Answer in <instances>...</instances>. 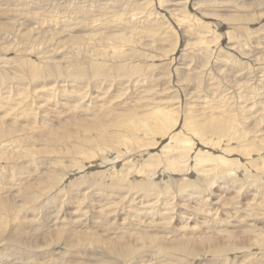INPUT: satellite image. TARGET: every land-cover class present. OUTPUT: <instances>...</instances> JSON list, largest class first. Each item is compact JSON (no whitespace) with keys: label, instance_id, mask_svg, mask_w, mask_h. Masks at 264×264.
Wrapping results in <instances>:
<instances>
[{"label":"rangeland","instance_id":"rangeland-1","mask_svg":"<svg viewBox=\"0 0 264 264\" xmlns=\"http://www.w3.org/2000/svg\"><path fill=\"white\" fill-rule=\"evenodd\" d=\"M31 1L32 0H0V9L5 7V5H8L9 3L13 8V12L17 11L18 3L20 4L19 9H31L33 6ZM101 1H105L106 4L104 2L102 3ZM101 1H97L94 3L93 0H48L47 3L44 4L43 0H40L38 1V3H41L39 8L40 10L36 9L34 10V12L38 10L41 13H25L23 17L18 16L17 18L14 14H12L13 12L10 14L0 13V35L3 29V22H6L10 18V20L12 21H18L16 27H19V25L26 26V24L31 27L32 31L35 33L34 37L27 42L30 45L28 46V49L34 51L38 48V50H41L42 55L44 56V58L41 57V59H44L46 63H50L51 60H54V58H56V60H65L66 58L70 59L67 64L60 66L58 71L77 64L81 61V59L73 60V57L82 58L85 55H79V53H85L87 54V60L89 61V64L87 62L85 64L87 69L86 74L90 73L86 77H91L94 80H100L109 79L111 76L118 75L120 73L124 74L125 76L121 77V80L130 79L128 82L129 84L127 83L128 86L130 85V88H127L125 91L127 93L124 92L121 94L120 92H118L119 89L113 92L114 88H111L110 90L111 96H114L113 94H116L118 92V96L115 99L118 104H131V99H134L136 94L139 93L143 96H148V98H150L151 100H154V105H156L163 113H171L177 118L178 127L177 125L170 127L169 131H167V133L165 134L157 133L155 136L154 145L159 143L160 140H162L163 145H165L169 141L168 136L179 131V127L183 123H185L184 130H182L180 134L181 138L187 141L184 144L188 147L190 145L188 144V142L195 141L194 145L197 148L203 147L200 143L197 142V138L200 137L196 130H194L189 125L188 119L186 118V113H194L198 115L199 118H203L206 122L208 121L207 124H211V126L216 125V122H221L226 126H230L228 125L230 124V117H234L235 123L236 121H239L237 129H235L238 131L237 134L245 136L244 139L242 138V140L239 142H248L252 144H250L248 146L249 148H247L246 150L239 149L237 151H234V154L232 153L230 155L231 158L233 156V159H235L234 169L231 171L228 170L229 166L227 168H220L217 164H214L211 161V163L217 167L216 170H214V168H212V165H207L206 163H204V167H207L204 171L208 172V174L206 172L200 173L201 178H203L202 181L198 182L200 183V188L197 191V188L195 189V187L198 185H196L195 183L193 185H188V183L185 181L181 182V184L179 181L178 184H170L168 181L169 179L176 177L178 179L181 174L178 176V174L180 173L179 171L171 172L170 170L168 171L165 168V159L163 161L161 157L164 158L165 155L169 153V151H167L168 148L164 150L163 145H160L161 147L156 148L153 144L149 145V141H145L142 146L136 150L134 155L136 156L139 153L145 151L144 149H146V151H151V154L154 155V158L152 157L151 159L149 156H144V159L142 160L141 158L137 157L140 160L134 159L129 162V164L132 165L129 166V168H131L130 171H133L135 173L140 171V175L145 173L146 176L143 175V178L140 179H146V181L151 182L156 181V188H160L163 185L162 188L165 187L168 188V190H171L173 194L171 193L170 198L173 199V201L169 198L167 200H164L165 202H161V199H166L163 193L156 194V198L155 196H151V198L149 197V200H147L148 196H143L144 192L142 193V191H140L139 193L137 192L138 194L133 193V197L138 195L139 198H136L135 201L132 202L133 197H131L129 194H126L123 190V192L126 194H124L125 201L120 202L119 200L121 197H119L115 202L110 203L111 205L107 209L105 208L106 203L104 201L99 202V200L91 204H83L82 207L78 208L79 199L83 198V200L87 201V197L83 196L85 193L81 186L77 191V195L79 196L78 199L71 198L69 200V196L66 195L67 193H63V198L61 197V200L59 201L54 198L55 195L53 193L49 195L42 194L41 196H39V199L36 200L37 202L32 201V205H34V209L32 211L27 212L29 206L10 210V222H8L6 234L10 233L11 235L22 237V242L25 243L29 242L24 240V235H27L29 237L34 236V238L45 235L55 236L57 235L58 231H60L64 236L63 239H72L77 235L99 236V238H101L100 240L91 239V242H89L88 244L85 243L84 246L78 245L79 247L88 246L87 248L89 249L90 253L89 255H85L84 260L79 259V255L68 253L67 250H74L73 247H66L67 250H65V254L63 255V258L65 257L64 260H68L70 263H72L73 258H78L76 261L78 264H81L84 261V264H88V262H86L88 258L94 260L95 264H105L107 261L106 258L108 256H112L114 253L121 254L123 252L124 244L122 243H127V241L134 242V240H136L137 237L141 234L144 235L152 233V235L154 236H156V234H162L160 236L163 237L162 241L165 240V242L172 243L175 241L173 238H175L177 235H185V233L189 231L193 232H189L192 233V236L196 235L200 238L206 236L208 238H219L218 235H220V237H224L227 232H234L237 244L245 245L246 243L245 248H248L247 244L252 243V240L254 239L260 238V240H264V118H260L257 110V105L261 106L260 103L262 101L264 102V0H196L195 4L201 5V9H204V11L196 13L191 9L189 3H187V8L190 10V13L175 12L152 14L136 13L139 11L130 10L128 4L123 2V0H107L109 2H106V0ZM184 1L185 0H183V2ZM176 2H179V0H171V3ZM258 2H261L262 4H258ZM94 4H96V6H104L108 9V13H79V6L85 7L87 9H92L94 8ZM43 5L44 7H42ZM246 11H250L251 13H244ZM17 13L20 12L17 11ZM156 15L162 16H159L157 18L165 22L164 30L165 32H169L171 35L165 34L167 40H163L160 38L155 39L158 36V32H155L153 36L149 37L134 35V38L138 39V43L135 41V47L133 46V50L135 51H131L128 49L127 44L130 40L128 39L129 37H123L125 41L120 44V47L117 49H111L107 47L106 44L104 42H100V40L97 41L88 38L87 33H81L84 34L82 40L84 44H82L83 46L81 49H76L77 47L72 46L70 40H68L70 35L78 34V31H74L77 27L79 28V30H83L85 28L98 30L100 28L102 31V36L108 38L111 34L110 32H108L109 28L105 26V23H107L111 19L119 20L133 18L139 25V22L144 19H157ZM204 15H207L208 17H205ZM14 18L15 20H13ZM73 18H77L75 27L73 26ZM203 21L208 22V28L206 27L204 30L197 31L199 23ZM22 26L21 29L25 27ZM18 30L15 31L16 34L14 33L13 41L6 43L9 45H7L9 49H23L25 47L23 42H20L19 38L21 37ZM128 33L131 34V32ZM51 35L55 36L54 39H50ZM129 36L133 37L132 34ZM206 36H208V46H206L204 42V38ZM200 46L206 47V50L201 52L198 48L194 51L195 56L192 54L193 52L188 53L190 52L189 49ZM51 47L54 48L52 49ZM184 48H188V50H185ZM54 52H57V54ZM209 55L211 56V58L210 63H208L207 65L205 64V59ZM34 57L35 56H32L31 58ZM116 60L120 61L118 63L119 69L113 68V66L115 65H113L112 63H114V61ZM101 61L103 62L101 63ZM13 63L15 64L16 61L13 60ZM148 65H152L154 67V69L150 68L151 72L149 74H152L153 76L148 75V77H146L142 73V70H144L143 66ZM88 68H90V71H88ZM97 68L99 69L98 71ZM139 81L143 82V84L145 81V85H141ZM20 92L18 93L20 95L19 99H22L26 94L25 92ZM93 94V91H89V97ZM59 96L60 95H57L56 97L60 99ZM44 98L46 100H43ZM47 99L48 94L44 95L43 97H39L38 102L40 103L39 105L44 108L42 109L45 110L44 116L48 117V123L54 121L53 123L55 124V126H59V124H64L67 120H69V118H72L73 120L86 118V115L79 111H76L77 113H75V109L72 107H63L65 104L64 101L66 100H62V97L60 99V103H62L63 106L59 103L57 104V106L55 101L53 104L50 103L51 105L47 104L49 103ZM89 104H93L92 99H89ZM47 107H49L50 110ZM55 107L56 109H53ZM59 108L60 110H57ZM153 110L155 109L149 108L147 112L150 113ZM107 112L113 111L108 110ZM20 114L21 112L16 115L18 116ZM10 115H13V113H11ZM42 118L43 117L39 118V121ZM184 120L186 121L184 122ZM193 124L197 128L203 127L197 120H195ZM5 125L13 126L15 128L19 127V124L14 123H6ZM41 126H38V121L33 125L34 128H40ZM37 130L39 131V129ZM24 133L25 132L18 131L14 134L26 136L27 133ZM29 136H32L31 139H34L33 141L35 142V144L37 145L39 143L40 146H36L35 144L30 145V143L29 145H26L25 143L28 142L27 139L25 140L26 142L24 141L25 143L20 144V146H18L17 143L13 144L16 146L11 145L12 147L5 145L1 151L3 153L1 154L0 152V175L2 172L1 176H3H0V201L4 200V197H15L16 194H20L19 190H21L20 188L22 186L25 187L27 186L26 183H31L30 181L35 178V170L33 166H39V170H42L45 176L51 169V166L55 160L54 158H46V156L43 155V158H40L39 160L34 162L27 159L25 160L23 158L25 157L24 155L30 151V146L33 147L32 149H37V151L43 150L44 152L42 153H47L45 151V142L47 140H37L33 135L29 134ZM176 139L177 141L174 143L180 144L181 139ZM222 139L223 137H211L210 135L205 139V141L209 145H221L223 143ZM30 141L33 142L32 140ZM234 141L231 142L230 145L238 146L239 142ZM23 145L25 146V149ZM170 146L174 147L176 146V144L172 143L170 144ZM26 147H29V149ZM18 148L19 150L14 151ZM19 152L21 153V155ZM123 152L121 153L120 150H113L108 147L107 152L103 150L101 153L96 155L95 159L104 162L107 161L112 166L111 162L113 158H119L120 154L124 156L125 152ZM212 152L213 150H209L208 155L210 156ZM214 152L215 154L217 153L216 151ZM252 152L254 154H252L253 156L251 157L250 153ZM107 154H110V156H108ZM103 155H105L106 159H104L103 157L101 158V156ZM13 156L14 159L11 160ZM21 159L23 160V162ZM156 160H158L159 162V164H157L158 167L156 165H153L152 162ZM62 161L63 159L59 158L58 164L63 165ZM149 161H151L152 165H150L151 163ZM10 162L25 164L26 167L33 169L32 175H28V173L21 174L19 172H15L16 168L12 167L10 165ZM160 162H162V166L160 165ZM65 163L67 164L66 160ZM119 163L121 164V162H117V164L113 166L116 168H120L121 166H119ZM184 163L188 166L194 165V162L189 163L184 161ZM84 164L86 165L87 163L85 162ZM89 165L93 166L94 164H91L89 162L88 165H86V168L90 167ZM152 167L157 168L154 171ZM210 167L212 168V170L210 169ZM146 170L152 171L154 174H149L148 172H146ZM158 170H164V174L159 175ZM256 170H258V172ZM77 171H79V169H77L71 175L72 179L75 178L73 180L76 181L79 179L81 180L87 178L89 176V173L93 172L89 169H84L82 173H78ZM123 172L126 173L124 168ZM192 174L193 173H190V175ZM38 175L39 174H37V176ZM132 175L134 176V173L130 174L131 178L129 180L132 179L133 181L134 178ZM211 175L215 176L214 182L212 184H210ZM192 176H190V178H193V180L195 181L197 178L196 174H193ZM135 179H138L137 181H139V177H136ZM163 179L165 182L163 181ZM10 180L13 182H10ZM198 180L199 179L197 178V181ZM234 180L239 186L235 187L231 185ZM158 182L162 185L158 186ZM202 189L203 191L201 192ZM136 190H138L137 187L133 188V191ZM144 197L146 198V200L144 199ZM201 197L207 198L203 202H208V198L211 197H213V201H215L217 198H221L219 200V203L221 204V202L223 201L221 204V207L223 206V208L218 209V212H216V210L213 211V209L219 207L218 205L215 206L211 203H207L208 208L204 206V204L198 207V203L196 201H200L202 199ZM233 197L235 198L233 199ZM225 198L227 199V201L225 200ZM230 199L235 201L230 202ZM68 200L70 202H67ZM154 200L157 201L155 202ZM153 201L155 202V204ZM144 202L147 204H145ZM52 203L54 204L52 205ZM128 203H131L132 205ZM166 203L167 205L165 206ZM175 204L177 206L180 205L179 208L181 210L176 209L174 211L173 207L175 206ZM138 206H141L143 208H140L139 210ZM211 206H213L212 210ZM160 207L163 209L161 210ZM169 207H172L170 211ZM136 208L139 211H137ZM155 208L157 209V211H155ZM151 209H153V211ZM168 211L170 212L171 217L170 220L167 221L168 224L163 225L162 232L158 225L162 221H166V219H163V217L167 215ZM178 212L180 213L181 218L180 215H178ZM141 213L143 215H141ZM144 213H146L147 215H144ZM83 214L86 215V219ZM229 215H231V217ZM58 216H61V220H63V222L60 220L61 223L60 221L54 223L56 217ZM108 216L110 217L109 221ZM80 217H82L81 220H83L84 218L83 222L87 225H80ZM254 217L258 218V220H254ZM146 218L149 220H147ZM237 218L238 221L236 220ZM253 221L255 222L252 223ZM92 223H94V225ZM99 223H102L103 225ZM209 224L212 228L208 226ZM249 224L250 226L251 224H257L259 227L256 225L255 230L251 229V231L249 232ZM213 225H215L216 227L218 226L219 228H215V226ZM94 226H98L99 229L96 230ZM18 227H22L24 229V233L21 232ZM201 228L204 229L205 232ZM171 230L174 231L170 234ZM197 230L199 231L198 233ZM201 230L203 232H201ZM214 235L217 236L215 237ZM169 238L171 239L168 240ZM224 241L226 240L224 239ZM113 243H117L116 250H113ZM41 247L45 249L48 248V246L45 245ZM254 249H256V247ZM256 250L252 249L253 252ZM81 251L82 249L78 250L79 253H81ZM258 251L259 249L257 250V252ZM203 255L205 254L197 253L191 255L190 258L186 260L188 262H191L194 259H198L200 261V264H217V260L219 257L215 256L213 252H211V254H208L210 261L202 259L201 257ZM162 256L163 254H158V252L154 251L149 253L147 257H144V259L151 258V260L160 261V257ZM123 259V256H117V260H121V263L124 262ZM136 260V258L129 257L126 264H134ZM226 264L232 263L227 262Z\"/></svg>","mask_w":264,"mask_h":264},{"label":"bare ground","instance_id":"bare-ground-1","mask_svg":"<svg viewBox=\"0 0 264 264\" xmlns=\"http://www.w3.org/2000/svg\"><path fill=\"white\" fill-rule=\"evenodd\" d=\"M38 1L40 0H32L31 2L33 6L31 9H27V10H24L23 8L19 9L20 4L18 3L17 11L20 13H17V11L16 12L14 11L15 12L14 13L13 8L11 4L9 3L8 5H5V7L0 9V13L10 14L13 12L12 14H14L16 18L18 16L23 17L25 13H41L40 11H38L40 10L39 8L41 5V3H38ZM47 1L48 0H43V3L46 4ZM97 1H101V0H93L94 3ZM195 1L196 0H185L183 2V0H179V2L171 3V0H123V2L128 4V7L130 10L139 11L136 13H151V14L152 13H175V12L190 13V10L187 8V3H189V6L191 7V9L194 10L196 13H200L201 11H204V9H201V5L195 4ZM103 2L105 3V1ZM106 2H109V1L106 0ZM258 4H262V3L258 2ZM42 7H44V5ZM36 9L38 10L34 12V10ZM78 11L79 13H108L107 8H105L104 6L101 7L99 5L96 6V4H94V8L92 9H87L85 7L79 6ZM244 13H251V12L246 11ZM159 16L162 17L161 15ZM159 16L156 15V18ZM204 16L208 17L207 15H204ZM150 19L151 20L144 19L140 21L139 25L133 18L119 19V20L111 19L107 23H105V26L109 28L108 32H110L111 34L108 38H105L102 36V31L100 28L98 30L88 29V28L79 30V28L77 27L74 31H78V34L70 35L68 40H70V43L72 46L77 47L76 49H81L83 46L82 44H84L82 41L84 34H81V33H87L88 38H91L92 40H97V41L100 40V42H104L107 47L111 49H117L120 47L119 45L125 41L123 37H129L128 39L130 40H129V43L127 44L128 49L131 51H135L133 50V46L135 47V43L136 42L138 43L137 41L138 39H135L134 35H142L144 37H149V36H153L155 32H158V36L155 39L160 38L163 40H167L165 34L166 35L170 34L169 32H165L164 30L165 22L163 20H160L159 18L157 19L150 18ZM13 20H15V18ZM17 22L18 21L10 20V18L6 22H3L2 24L3 29L0 35V152L2 151L5 145L12 147V146H16L13 144L17 143V145L20 146V144L25 143L26 142L25 140L27 139H28L27 140L28 142L25 143L26 145H29V143L30 145H34L35 144V142L33 141L34 139H31L32 136L30 137L29 136L30 134V135H33L37 140L39 139L47 140L45 142V145H46L45 151L47 153H42L44 152L43 150L37 151V149H32L33 147L30 146L31 147L30 151L27 152L24 155L25 157L23 158L25 160L27 159V160H31L32 162H34V161L39 160L40 158H43V155H45L46 158H54L55 160L51 166L49 173L46 176L44 175V172L42 170H39V166H33L35 170V178L32 181H30L31 183L28 182L26 183L27 186L25 187L22 186L20 188L21 190H19L20 194H16L15 197L13 198L4 197V200L0 201V264H62V263L78 264L76 262L78 258H73L72 263H70L68 260H64L65 257L63 258V255L65 254V250H67L66 247L67 246L73 247L74 250H67L68 253L79 255L80 256L79 259L84 260L85 255H89L90 251L87 248L88 246L79 247L78 245L84 246L85 243L88 244L89 242H91V239L100 240L101 238H99V236L77 235L72 239H63L64 236L62 235L60 231H58L57 235L55 236L45 235V236L34 238V236L29 237L27 235H24V240L29 242V243H25V242H22L23 240L22 237L14 236V235H11L10 233L6 234L8 222H10L9 211L12 209L22 208L26 206L30 207V208L28 207L27 212L32 211L34 209L33 208L34 205H32V201L38 200L39 196H41L42 194L49 195L53 193L55 195L54 198H56L59 201L61 200L60 199L61 197L63 198L62 196L63 193H67L66 195L69 196L68 197L69 200L71 198L78 199L79 196L77 195V191L79 190V187L81 186H82L81 188H83L84 193H85L83 196L87 197V201L83 200V198L79 199L78 208L82 207L83 204L87 205V204H91L99 200V202L104 201L106 203L105 208L107 209L111 205L110 203L115 202L119 197H121L119 201L124 202L126 194H129L131 197H133V193L134 194L137 192L139 193L140 191H142V193L144 192L143 196L144 195L148 196L147 200H149V197L151 198V196H155L156 198V194L158 193H163L164 197L166 198L164 199L162 196L163 200L161 199V202L169 199L172 193L171 190H168V188H165V187L162 188L163 185L160 184L159 182L157 185L158 186L162 185V186L160 188L157 186L158 188H156V184H155L156 181L151 182V181H146V179L144 180L140 179V178H143V175H145V173L140 175V171H138L137 173L130 171L131 168H129V166H132V165H130L129 162H131L134 159H139V158L143 160L144 156H149L152 159L154 155L151 154V151L150 152L146 151V149H144L145 151L139 153L136 156L134 154L136 150L140 148L145 141H149V145H152V144L154 145L155 144L154 140H155V136L157 133L165 134L167 133V131H169L170 127H173L174 125H177L178 127L177 118L171 113L170 114L163 113L162 111H160V109L156 105H154L155 103L154 100H151L150 98H148V96H143L142 94H139V93L136 94L134 99H131V104H125V103L118 104L115 101V99L118 96L117 93L120 92L122 94L126 91L127 88H130V85L129 86L127 85L130 79L121 80V77L125 76L124 74H121V73L118 75L111 76L109 79L94 80L91 77H86L90 73L86 74L87 69H86L85 64L86 62L89 64V61L87 60V54L85 53H79V55H82V54L85 55L82 58L73 57V60L81 59L80 62H78L77 64L71 67H68L66 69H61L60 71H58L59 67L67 64L70 61V59L66 58L65 60H56V58H54V60L53 61L51 60L50 63L49 62L46 63L44 59H41V57L44 58L41 50H38V48L35 49L34 51L28 49V46L30 45L27 42L34 37L35 32L32 31L31 27H29L28 24H26V26L23 25L25 26L23 29H21L22 25H19V27H16ZM76 23H77V18H73L74 27ZM69 27H70V24H69ZM206 27L208 28L207 21L200 22L197 31L204 30ZM16 30L20 32V37H21L19 38L20 42H23L25 46L23 49H12V48L9 49L8 48L9 45L6 44L10 41H13V36H14V33L16 34L15 32ZM128 32H131L133 37L129 36L131 34H129ZM54 37H55L54 35H51L50 39H54ZM207 37L208 36L204 38V42L206 46H208ZM73 44H76V45H73ZM54 47H51V48L53 49ZM198 48L200 49L201 52L206 50V47L200 46V47H194V48L189 49L190 52L188 53L193 52L192 54L195 56L194 51L197 50ZM184 49L188 50V48H184ZM57 52H54V53L57 54ZM24 56H27V57H24ZM32 56H35L36 58L35 57L31 58ZM210 58H211L210 55L207 56V58L205 59L206 60L205 64L208 65V63H210ZM13 60L16 61L15 64L13 63ZM102 62L103 61H101V63ZM119 62H120L119 60H116L114 61V63H112L113 65H115L113 66L114 69H119V66H118ZM150 68L154 69L152 65L143 66L144 70H142V73L146 77H148V75L151 72ZM98 70L99 69L97 68V71ZM88 71H90V68H88ZM145 81H144V84L141 81L139 82L141 85L142 84L145 85ZM111 88H114L113 92H115L118 89L119 91L116 94H113L114 96H111V93H110ZM20 91L25 92L26 94L23 96L22 99L20 98L21 100L19 99L20 95L18 94ZM89 91L94 92V94L90 97H89ZM47 94H48L47 101L49 102L47 104H50V103L53 104L54 101L56 102V105L58 103L62 104L60 103V99L62 97V100H66L64 101L65 102L64 106L62 104L63 107H66V106L72 107L75 109V113L79 111L85 114L86 118L79 119V120H73L72 118H69V120H67L65 123L63 122L64 124H59V126H55V124L53 123L54 121L48 123V117L44 116L45 110H43L44 108L41 107L39 105L40 103L38 102L39 97H43L44 95H47ZM57 95H60L59 96L60 99L56 97ZM45 98L43 100H46ZM89 99H92L93 104H89ZM260 105L261 106L257 105L258 115L260 116V118H264V102L262 101ZM60 108L57 110H60ZM149 108H152L155 110L149 113L147 112ZM53 109H56V107ZM108 110H111L113 112H107ZM19 112H21V114L17 116L16 114H19ZM11 113H13V115H10ZM41 117L43 118L39 121V118ZM186 118L188 119L189 125L194 130H196V132L198 133L200 138H197L198 140L197 142L200 143L203 147L197 148L194 145L195 141L188 142V144H190L188 147L187 145L184 144L187 141L183 140L180 134L182 130H184L185 123H183L179 127L180 128L179 131L168 136L169 141L166 144L164 143L165 145H163L162 140H160L162 144L159 141V143L154 145V147L158 148L163 145L164 150L168 148L167 151H169V153L165 155L164 158L161 157L163 161L165 159V164H164L165 168L168 171L170 170L171 172L179 171L180 173L178 174V176L180 174L182 175V176L180 175L178 179L177 177L169 179L168 180L169 183L178 184L179 181H180V184L181 182H184V181L187 182L188 185L189 184L193 185L195 183L196 185H198L195 187V189L197 188L196 190L198 191V189L200 188L199 187L200 183L198 182L202 181V178H203V177L201 178L200 173L206 172L204 170H206L207 168V167L206 168L204 167V163H206L207 165H212L213 166L212 168H214V170H216L217 168L214 164H217L220 168H227L229 166L228 170L231 171L234 169L235 159H233V156L231 158L230 155L234 151H237L239 149L246 150L247 148H249L248 146L252 143H248V142L240 143L239 142L242 140V138L244 139L245 136L237 134L238 131L235 129H237L239 121H236L235 123L234 117H230V120H229L230 124L228 125H230L231 127L226 126L224 123H221V122H216V125L211 126V124H207L208 121L206 122L203 118H199V116L194 113H189V114L186 113ZM195 120L199 121L203 127L197 128L193 124ZM37 121H38V126H41V125L43 126H41L40 128H34L33 125ZM185 121L186 120H184V122ZM6 123L19 124V127L15 128L13 126H6L5 125ZM37 129H39V131ZM18 131L25 132L27 133V135L23 136V135L14 134L15 132H18ZM210 135L211 137L213 136L223 137L222 139L223 143L221 145H213V144L209 145L205 141V139L209 137ZM20 137H24V138H20ZM176 138L181 139L180 144L174 143L177 141ZM30 140H32L33 142H31ZM234 140L239 142L238 146L230 145V143L233 142ZM172 143L176 144V146L174 147L170 146V144ZM37 145H39V143ZM262 145H263V141H262ZM25 146H24V149H25ZM108 147L113 150H118V151L120 150L121 153L123 151L125 152V153L123 152L124 156L120 154L119 158H115V157L113 158L111 162L112 166L107 161L104 162V161L95 159L96 155L101 153L103 150L107 152ZM19 148L15 149L14 151L19 150ZM26 148L29 149V147H26ZM209 150H213L210 156L208 155ZM4 151H5V148H4ZM214 151H216L217 153L215 154ZM2 153L3 152H1V154ZM252 154L254 153L253 152L250 153L251 157L253 156ZM107 155L110 156V154H107ZM102 157L106 159L105 155L101 156V158ZM59 158L63 159L62 161L63 165L58 164ZM13 159H14V156L11 160ZM65 160L67 161V164L65 163ZM184 161L189 162V163L194 162L195 166L194 165L188 166L184 163ZM211 161L214 164H212ZM85 162L87 163L86 165H88L89 162L94 165L93 166L89 165L90 167L86 168V165L84 164ZM117 162H121V164L119 163L120 164L119 166H121L120 168L119 167L116 168L113 166L117 164ZM149 162L151 163V161ZM152 162H153V165H156V166L157 164H159L158 160L152 161ZM17 163L10 162V165L16 168L17 171L15 170V172H19L21 174L28 173V175H32L33 169L26 167L25 164H17ZM161 163L162 162H160V165ZM150 165H152V163ZM61 167H65V168H61ZM157 167L155 168L152 167V168L155 171ZM123 168L125 169L126 173L123 172ZM212 168L210 167L211 170ZM77 169H79V171H77L78 173H82L84 169H89L90 171H93V172H90L87 178H84L81 180L79 179L80 181L77 180L78 181L77 182L76 180H73L75 178L72 179L71 177L72 173L75 172ZM163 171L164 170L162 171L160 170L159 175L164 174ZM256 171L258 172V170ZM146 172H148L149 174H154L152 171L146 170ZM132 173H134V176L132 175L134 178L133 181L132 179L129 180L131 178L130 174ZM190 173L196 174V177L199 180L197 181V178H196V180L194 181L193 178H190V176L193 175V174L190 175ZM206 173L208 174V172ZM37 174L39 175L37 176ZM1 175H2V172H1ZM136 177L137 178L139 177V181H137L138 179H135ZM214 177H215L214 175H211L210 184L214 182ZM134 181H137V182H134ZM10 182H13V181L10 180ZM232 183L231 185L235 187L239 186L235 180ZM136 187L138 188V190L133 191V188H136ZM123 190L126 194L123 192ZM202 191L203 189L201 190V192ZM134 197L132 198V202H134L136 198H139L138 195ZM235 197H233V199ZM144 199L146 200L145 197ZM206 199L207 198H202L200 201L197 199L199 201V202L196 201L198 203V207L204 204V206L208 208L207 203L208 204L211 203L212 205H215V206L218 205L219 207V208L214 207L215 209H213V206H211V210L213 209V211L216 210V212H218V209L223 208V206L221 207V204L223 201L221 202V204L219 203V200L221 198H217L215 201H213V197H211V198H208V202H203ZM69 200L67 202H70ZM171 200L173 201V199ZM225 200L227 201L226 198ZM233 201L235 200L230 199V202H233ZM53 204L54 203H52V205ZM128 204H131V203H128ZM166 205L167 203L165 204V206ZM179 206L175 204V206L173 207V210L174 211L176 209L181 210ZM138 207H139V210L140 208H143L141 206H138ZM224 208H227V207H224ZM162 209L163 208H161V210ZM171 209L172 207H169V211ZM151 210L153 211V209ZM155 211H157V209ZM169 211L167 215L163 217V219H166V221L164 222L162 221L158 225L161 231H162L163 225L168 224L167 221L170 220L171 216H170ZM131 212H134V211H131ZM141 215L143 214L141 213ZM144 215H147V214L144 213ZM178 215H180L179 212H178ZM83 216L85 217V219L87 218L86 215L83 214ZM229 216L231 217V215ZM81 218L82 217L79 218L81 221L80 225L81 226L87 225L83 222L84 218L83 220H81ZM180 218H181V215H180ZM109 219L110 217L108 218V221ZM60 220H61V216H58L56 217V220L54 223H57ZM141 220H142V216H141ZM236 220L238 221V218ZM254 220H258V218L254 217ZM61 221L63 222V220ZM254 222L255 221H253L252 223ZM103 223H106V222H103ZM92 224L94 225V223ZM99 224H102V223H99ZM256 225L251 224L250 226L249 224L250 227L248 231L250 232L251 229L255 230ZM208 226L212 228L210 224ZM153 227H157V226H153ZM215 228H219V227L215 226ZM18 229L24 233V229L22 227H18ZM95 229L97 230L99 229V227L96 226ZM202 230L201 232H203ZM173 231L174 230H171L170 234ZM189 232H192V231H189ZM189 232L185 233V235L179 234L176 237L174 236L175 238L173 239L175 241L173 240L174 242L172 243L165 242V240L162 241L163 237H160L162 234L161 235L156 234V236L152 235V233L144 234V235L141 234L137 237L136 240H134V242L127 241V243H122L124 244L123 252L121 254L114 253L112 256H108L106 258L107 261L105 264H126L129 257L137 259L134 262V264H200V261L198 259H194L191 262H188L186 259L190 258L191 255L202 253L205 255H203L201 258L206 259L207 261H210L208 254H211V252H213L215 256L219 257L217 260V264H226L227 262H231L232 264H264V243H263L264 240H260V238L252 240V243L247 244L248 248H245L246 243L245 245H242L240 243H239L240 245L237 244L234 232H231V233L227 232L228 234L226 233L224 237H220V235H218L219 238L216 237L217 235H214L216 238L214 237L208 238L207 236L200 238L199 236H196L194 234H193L194 236H192L191 234L193 232L192 233H189ZM198 232L199 231L197 230V233ZM241 237H240V240H241ZM170 239L171 238H169L168 240ZM224 239L226 241H224ZM43 245L48 246V248L46 249L42 248L41 246ZM112 246H113V250H116L117 243H113ZM255 247L257 250L259 249L258 252L256 249H254ZM79 249H82L81 253L78 252ZM155 249H158V250H155ZM252 249L256 251L253 252ZM154 251L158 252V254H163V256L160 257L161 258L160 261L151 260V258L144 259V257H147L149 253L154 252ZM117 256H123L124 262L121 263V260L120 261L117 260ZM86 262H88V264H95L94 260H91L90 258H88ZM84 263L85 261L81 264H84ZM212 264H215V263H212Z\"/></svg>","mask_w":264,"mask_h":264}]
</instances>
